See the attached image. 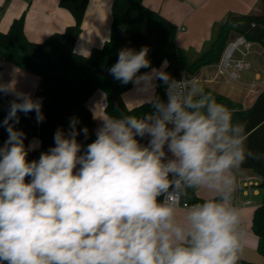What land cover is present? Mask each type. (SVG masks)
I'll return each instance as SVG.
<instances>
[{"label":"clouds","instance_id":"1","mask_svg":"<svg viewBox=\"0 0 264 264\" xmlns=\"http://www.w3.org/2000/svg\"><path fill=\"white\" fill-rule=\"evenodd\" d=\"M149 49L122 48L108 69L131 83L152 111L106 113L95 139L71 117L54 146L29 160L19 113L45 120L42 100L11 95L0 128V264H239L246 250L237 173L248 158L235 109L196 78L176 79ZM142 69L150 71L142 72ZM160 81L166 100L156 93ZM141 102L138 106L143 107ZM128 113L135 109H126ZM146 140V143L142 141ZM201 194L197 196V194Z\"/></svg>","mask_w":264,"mask_h":264},{"label":"trees","instance_id":"2","mask_svg":"<svg viewBox=\"0 0 264 264\" xmlns=\"http://www.w3.org/2000/svg\"><path fill=\"white\" fill-rule=\"evenodd\" d=\"M88 0H59L58 5L68 10L73 16V24L66 26L62 32L48 35L41 41L29 40L24 33L23 15L14 18L6 31L0 30V57L16 67L38 77V84L33 93L34 99L42 100L43 123L38 124L35 117L24 114L16 128L26 134L25 144L31 137H38L40 145L29 153L28 159H38L41 152L54 146L53 135L57 128L68 129L69 119L78 117L80 124L89 129V138L78 139L87 144L95 139V122L91 111L86 107V100L94 91L100 89L106 96L104 112L110 116L121 114L142 116L152 111L147 102L143 107L134 106L128 113L121 94L131 86L115 82V94L112 96L109 78L101 71L109 69L118 59L122 48L140 50L149 49L148 58L152 67H159L168 61L165 69L178 79L183 73L194 74L203 66L216 63L232 34L241 35L264 46V13L236 14L227 13L219 22L213 24L211 37L201 51L176 50V25L159 12L148 8L142 0H112L109 36L100 47H94L89 54L82 55L74 51V42L81 30V22ZM148 69H142V72ZM156 93L164 99V85L156 81ZM218 102L230 109H235L234 122L245 126L246 147L255 158H248L242 165L256 172L260 181L257 187L264 197V90L253 105L243 109L239 102L231 100L204 86ZM7 112L0 111L2 120ZM7 132L0 128V144L7 139ZM142 143H145L142 141ZM235 193V197L237 196ZM198 196V195H197ZM252 231L258 237L256 250L264 256V198L256 206L252 215ZM239 264H257L241 260Z\"/></svg>","mask_w":264,"mask_h":264},{"label":"crops","instance_id":"3","mask_svg":"<svg viewBox=\"0 0 264 264\" xmlns=\"http://www.w3.org/2000/svg\"><path fill=\"white\" fill-rule=\"evenodd\" d=\"M58 2L59 0H0V30L6 31L14 18L23 15V29L29 40L38 42L52 33L62 32L66 26L73 24L74 19L68 10L58 5ZM142 2L148 8L169 19L176 25V28L179 26L184 28L183 31L176 32L175 49L177 51H201L204 44L210 40L213 24L219 22L229 12L236 14L264 13V0H142ZM111 3L112 0H88L81 22V30L74 42L75 52L87 55L92 48L102 46L108 38ZM234 35L237 34H232L230 38ZM238 56L239 54L236 53V57ZM246 60L250 67L242 72L241 80L232 79L226 74H217L213 64L201 67L194 75L203 86L210 87L231 100L237 96L234 101L239 102L243 109H248L264 90V87L259 85L252 89L248 86V81L252 79H256L257 83L264 80V46L253 42ZM235 66L236 64L232 62V69ZM146 71H150V69ZM37 84L38 77L36 75L20 69L0 57V85L30 93L33 96ZM231 86L234 89L229 91ZM12 98L11 95H3V99H0V111H8V103ZM121 98L127 108L146 101L145 95L138 92L132 84L122 92ZM105 104L106 96L100 89L94 91L85 103L92 116L95 112L98 117L105 114ZM28 115L35 117V113ZM0 120H2L1 116ZM94 122L95 132L101 121L97 118L94 119ZM34 139L40 142L38 137H31L27 145ZM259 181L260 177L256 172L251 168L241 166L237 173L239 191L235 197V203L241 211V228L245 233L247 245L243 260L264 264V256L256 250L258 237L252 231L253 210L263 202L264 198L261 189L257 187Z\"/></svg>","mask_w":264,"mask_h":264},{"label":"built area","instance_id":"4","mask_svg":"<svg viewBox=\"0 0 264 264\" xmlns=\"http://www.w3.org/2000/svg\"><path fill=\"white\" fill-rule=\"evenodd\" d=\"M178 31H183L184 28L179 26L176 28ZM253 41L244 38L241 35H234L227 42L220 59L214 63V67L216 73L219 75H228L232 79L241 80L242 72L247 70L250 66L249 62L246 60V56L248 55L249 49ZM234 53H238V57H233ZM234 62L236 64V69H231V63ZM187 80H191L192 78H196V75L192 74L190 76L184 75ZM181 78V76L179 77ZM178 78V79H179ZM264 87V80H261L257 83L256 79H252L248 81V86L252 88H256L257 86ZM0 99H3V95L0 94ZM164 100H166V96H164ZM146 143L147 141L144 140ZM239 191V188L237 189Z\"/></svg>","mask_w":264,"mask_h":264},{"label":"water","instance_id":"5","mask_svg":"<svg viewBox=\"0 0 264 264\" xmlns=\"http://www.w3.org/2000/svg\"><path fill=\"white\" fill-rule=\"evenodd\" d=\"M102 73L106 74L109 78V85L111 88V94L112 96H114L116 90H115V82H114V78L109 74L108 69H104L101 71Z\"/></svg>","mask_w":264,"mask_h":264},{"label":"rangeland","instance_id":"6","mask_svg":"<svg viewBox=\"0 0 264 264\" xmlns=\"http://www.w3.org/2000/svg\"><path fill=\"white\" fill-rule=\"evenodd\" d=\"M233 57H234V58L236 57V53H234V54H233ZM230 68L232 69V63H231V66H230ZM234 68H236V66H235ZM233 89H234V87H233V86H231V87H230V89H229V91H230V90H233ZM238 90H240V89H238ZM240 91H241V90H240ZM226 92H227V90H226ZM242 92H243V91H242ZM227 93H229V92H227ZM236 97H237V96H235V98H234V99H232V100H236V99H237ZM230 99H231V98H230Z\"/></svg>","mask_w":264,"mask_h":264}]
</instances>
